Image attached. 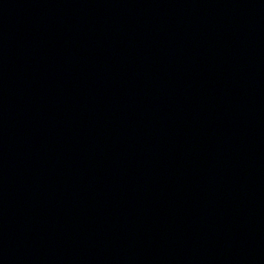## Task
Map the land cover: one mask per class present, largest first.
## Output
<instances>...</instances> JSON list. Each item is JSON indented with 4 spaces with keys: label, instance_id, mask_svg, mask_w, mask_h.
I'll return each mask as SVG.
<instances>
[{
    "label": "water",
    "instance_id": "1",
    "mask_svg": "<svg viewBox=\"0 0 264 264\" xmlns=\"http://www.w3.org/2000/svg\"><path fill=\"white\" fill-rule=\"evenodd\" d=\"M0 264H264V0H0Z\"/></svg>",
    "mask_w": 264,
    "mask_h": 264
}]
</instances>
